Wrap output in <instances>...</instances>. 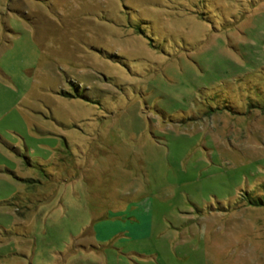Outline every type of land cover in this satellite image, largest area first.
<instances>
[{"label":"rangeland","instance_id":"rangeland-1","mask_svg":"<svg viewBox=\"0 0 264 264\" xmlns=\"http://www.w3.org/2000/svg\"><path fill=\"white\" fill-rule=\"evenodd\" d=\"M264 0H0V264H264Z\"/></svg>","mask_w":264,"mask_h":264},{"label":"trees","instance_id":"trees-1","mask_svg":"<svg viewBox=\"0 0 264 264\" xmlns=\"http://www.w3.org/2000/svg\"><path fill=\"white\" fill-rule=\"evenodd\" d=\"M253 205H264V202L262 201V202H257V201H255L254 203H253Z\"/></svg>","mask_w":264,"mask_h":264}]
</instances>
